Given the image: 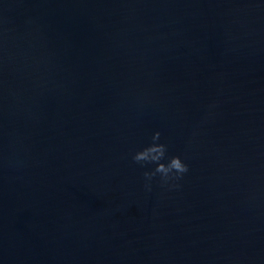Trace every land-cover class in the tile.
<instances>
[{"label":"water","instance_id":"obj_1","mask_svg":"<svg viewBox=\"0 0 264 264\" xmlns=\"http://www.w3.org/2000/svg\"><path fill=\"white\" fill-rule=\"evenodd\" d=\"M0 264H264V0H0Z\"/></svg>","mask_w":264,"mask_h":264},{"label":"clouds","instance_id":"obj_2","mask_svg":"<svg viewBox=\"0 0 264 264\" xmlns=\"http://www.w3.org/2000/svg\"><path fill=\"white\" fill-rule=\"evenodd\" d=\"M161 133L154 131L151 136V142L143 146L132 154V160L140 164L142 167L146 164H154L152 169H146L143 172L144 186L146 190L151 191V182L154 177L159 176V182L162 186L168 185L169 181L180 179L188 172V165L180 158V156L172 155L167 157V145L160 142ZM171 187H179L177 184Z\"/></svg>","mask_w":264,"mask_h":264}]
</instances>
